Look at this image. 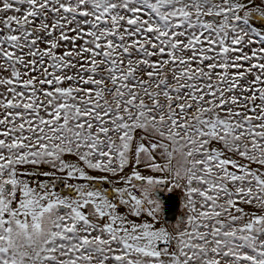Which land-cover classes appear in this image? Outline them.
<instances>
[{
	"label": "snow or ice",
	"instance_id": "1",
	"mask_svg": "<svg viewBox=\"0 0 264 264\" xmlns=\"http://www.w3.org/2000/svg\"><path fill=\"white\" fill-rule=\"evenodd\" d=\"M0 264H264V0H0Z\"/></svg>",
	"mask_w": 264,
	"mask_h": 264
},
{
	"label": "rangeland",
	"instance_id": "2",
	"mask_svg": "<svg viewBox=\"0 0 264 264\" xmlns=\"http://www.w3.org/2000/svg\"><path fill=\"white\" fill-rule=\"evenodd\" d=\"M260 3H261V0H257V4H260ZM173 163H175V162H173ZM139 170L141 171V173L143 175H146V176L147 175H152V176L160 177L162 175H166V174H162V173L152 172L150 170L144 169L142 166H141V168ZM125 171H126V173L130 174L131 169L130 168H126ZM92 174L93 175H101L102 173H99V172H96V171H92ZM101 186H103V187H110V185H108L107 183H104ZM120 186H122V185H120ZM59 187L62 188L63 185H60ZM155 190H161V191H163L165 193L171 192V193L178 194L179 201H180L178 213H180L182 215V218H186V216L188 214V210L185 208L186 197H185V193H184V189L183 188H174L172 186V184L169 182L168 184L158 185ZM136 194L139 195V192L137 191ZM152 198L153 199H157L159 201V204H160V211L157 214L158 215L159 223H157L156 226L157 227L165 226V227H167L169 229V231H172L173 230V226L179 220L176 219L175 221L169 222V223L164 222V220H163V213H162L163 204L161 203V201L157 197H155V195H153ZM121 211H123V209H121ZM144 219H148V218L147 217H144Z\"/></svg>",
	"mask_w": 264,
	"mask_h": 264
},
{
	"label": "water",
	"instance_id": "3",
	"mask_svg": "<svg viewBox=\"0 0 264 264\" xmlns=\"http://www.w3.org/2000/svg\"><path fill=\"white\" fill-rule=\"evenodd\" d=\"M155 193H158V195H155ZM154 195L163 204L162 213L164 222L169 223L182 218V215L178 213L180 203L178 194L155 190Z\"/></svg>",
	"mask_w": 264,
	"mask_h": 264
}]
</instances>
